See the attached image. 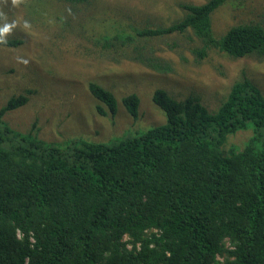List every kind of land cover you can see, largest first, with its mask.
Returning a JSON list of instances; mask_svg holds the SVG:
<instances>
[{
  "label": "trees",
  "instance_id": "1",
  "mask_svg": "<svg viewBox=\"0 0 264 264\" xmlns=\"http://www.w3.org/2000/svg\"><path fill=\"white\" fill-rule=\"evenodd\" d=\"M226 1L182 4L181 19L106 37L102 47L167 71L153 39L190 30L199 41L189 47L196 59L212 48L232 58L264 57L260 23L213 32L211 13ZM88 90L100 113L116 112L112 92L95 82ZM151 98L165 121L108 142H46L0 119V264H220L219 256L223 264H264L259 87L243 76L214 111L194 95L179 100L159 88ZM26 101L10 98L0 117ZM121 103L137 114L135 93ZM239 130L250 131L242 147L226 148Z\"/></svg>",
  "mask_w": 264,
  "mask_h": 264
},
{
  "label": "rangeland",
  "instance_id": "2",
  "mask_svg": "<svg viewBox=\"0 0 264 264\" xmlns=\"http://www.w3.org/2000/svg\"><path fill=\"white\" fill-rule=\"evenodd\" d=\"M204 1L0 0V40L15 42L0 43V109L12 97L27 98L0 119L11 129L32 131L46 142L72 137L108 142L165 121L151 98L159 88L179 100L194 95L208 111L216 110L231 84L243 76L264 95V57L232 58L212 48L196 59L190 48L199 41L190 30L153 39L152 48L170 66L167 71L102 47L104 38L115 34L169 25L183 17L182 4ZM245 22L264 26V0H228L211 13L215 34ZM89 82L112 92L117 100L113 115L97 110L100 103L89 92ZM130 93L139 98L135 116L121 103V97ZM249 134V130L230 134L226 148H241ZM218 260L223 264L221 256Z\"/></svg>",
  "mask_w": 264,
  "mask_h": 264
}]
</instances>
